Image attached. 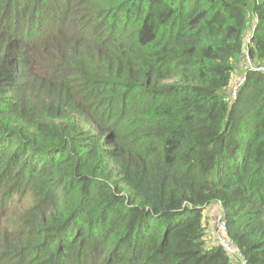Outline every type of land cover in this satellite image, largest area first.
<instances>
[{
    "label": "trees",
    "instance_id": "trees-1",
    "mask_svg": "<svg viewBox=\"0 0 264 264\" xmlns=\"http://www.w3.org/2000/svg\"><path fill=\"white\" fill-rule=\"evenodd\" d=\"M263 68L264 0H0V264H264Z\"/></svg>",
    "mask_w": 264,
    "mask_h": 264
},
{
    "label": "built area",
    "instance_id": "built-area-1",
    "mask_svg": "<svg viewBox=\"0 0 264 264\" xmlns=\"http://www.w3.org/2000/svg\"><path fill=\"white\" fill-rule=\"evenodd\" d=\"M242 82L243 78H241L240 80H235L234 84L229 90L231 98H235L237 94V89ZM209 241L212 244L220 246L230 256H235V258H239L241 264H245V261L240 257V250L236 247V245L228 235V226L226 223V218L221 211H219L217 216V224L210 232Z\"/></svg>",
    "mask_w": 264,
    "mask_h": 264
},
{
    "label": "rangeland",
    "instance_id": "rangeland-1",
    "mask_svg": "<svg viewBox=\"0 0 264 264\" xmlns=\"http://www.w3.org/2000/svg\"><path fill=\"white\" fill-rule=\"evenodd\" d=\"M240 71V70H239ZM237 79V77H235ZM219 213V208L217 209H213V208H209L206 209L204 214H205V218L207 220V230L211 232L212 228L215 227V225L217 224V216Z\"/></svg>",
    "mask_w": 264,
    "mask_h": 264
},
{
    "label": "crops",
    "instance_id": "crops-1",
    "mask_svg": "<svg viewBox=\"0 0 264 264\" xmlns=\"http://www.w3.org/2000/svg\"><path fill=\"white\" fill-rule=\"evenodd\" d=\"M214 207V209H217V206H213ZM216 207V208H215ZM219 208V207H218Z\"/></svg>",
    "mask_w": 264,
    "mask_h": 264
},
{
    "label": "clouds",
    "instance_id": "clouds-1",
    "mask_svg": "<svg viewBox=\"0 0 264 264\" xmlns=\"http://www.w3.org/2000/svg\"><path fill=\"white\" fill-rule=\"evenodd\" d=\"M234 84V83H233ZM213 229V228H212Z\"/></svg>",
    "mask_w": 264,
    "mask_h": 264
}]
</instances>
